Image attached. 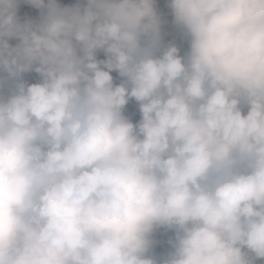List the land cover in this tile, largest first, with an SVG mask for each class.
Returning <instances> with one entry per match:
<instances>
[{
	"label": "clouds",
	"instance_id": "obj_1",
	"mask_svg": "<svg viewBox=\"0 0 264 264\" xmlns=\"http://www.w3.org/2000/svg\"><path fill=\"white\" fill-rule=\"evenodd\" d=\"M0 264H264V0H0Z\"/></svg>",
	"mask_w": 264,
	"mask_h": 264
}]
</instances>
